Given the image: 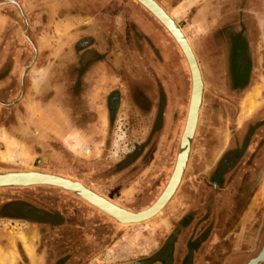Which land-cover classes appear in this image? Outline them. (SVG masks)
<instances>
[{"label":"rangeland","instance_id":"rangeland-1","mask_svg":"<svg viewBox=\"0 0 264 264\" xmlns=\"http://www.w3.org/2000/svg\"><path fill=\"white\" fill-rule=\"evenodd\" d=\"M157 1L163 6L164 0ZM122 5L132 6L125 14L130 25L143 24L145 15L151 20L145 24L163 29L184 67L170 62V73L167 67L163 74L147 71L163 58L142 31L129 29L117 54L104 57L107 84L100 103H94L92 85L101 79L94 80L90 69L98 57L82 52L81 41L74 56L41 55L50 46L49 40L36 45L31 38L39 13L16 0H0L11 18L7 29L19 28L22 36L20 52L17 39L5 41L9 50L0 40V171L60 175L139 212L157 201L174 171L192 80L166 28L136 0H122ZM178 23L197 54L206 90L188 166L169 205L149 223L123 226L60 189H0V264H33L39 258L42 264H248L259 256L264 246V70L257 72L256 95L235 100L226 95V101L213 102L210 50L198 49L194 29ZM37 28L49 39L47 21ZM177 74L185 85L180 99ZM68 98L72 101L66 103ZM225 157L228 163L218 169ZM25 216L44 218L51 226Z\"/></svg>","mask_w":264,"mask_h":264},{"label":"crops","instance_id":"crops-1","mask_svg":"<svg viewBox=\"0 0 264 264\" xmlns=\"http://www.w3.org/2000/svg\"><path fill=\"white\" fill-rule=\"evenodd\" d=\"M16 1L20 5L29 8V10L39 13V19H36L33 24L31 38L36 45H42L41 41L49 40L46 45L50 46L47 49L48 51L46 53L41 52V55L48 53L54 57L61 55L74 56L75 50H77L76 46L81 41L82 52H88L98 57L90 71H93L94 80L98 77L101 80L100 83L92 85L91 94L94 98L91 102L100 103L98 96L106 88L104 85L107 84L105 80L109 72L106 74V69H104L106 66V58L104 57L115 55V51L122 46V34L129 29L132 33L142 31L147 39L156 46V49L159 50V55L163 58L164 63L152 62L150 63L151 69H146L147 71L162 73L165 67L169 68L168 64L170 62L177 63L180 66L184 65L179 53L164 35L163 29L152 24H145L147 21L151 23L148 17L142 15L145 22L141 21L143 24H138L140 26L137 24L133 26V22L130 25L129 20L131 17L129 16L128 20L125 14L130 10L129 7L132 6H123L122 0ZM163 6L176 21H186L188 27L194 29V41L198 49L205 47V43L209 40L206 38L207 33L219 27L225 21L226 24H232V31L236 34L233 38L237 37L244 40L243 36L247 37L251 32L254 37L256 35L254 41L257 42L258 52L260 49L261 54L264 51V0H164ZM59 11H63L62 14H59ZM249 15L254 16V28L246 30L245 25L249 22L247 19ZM13 18L15 17L13 16ZM134 18L137 21L138 16H134ZM10 21L11 18L0 9V40H4V44L2 43L1 46L9 50L8 46H4L5 41L14 38L18 40L17 50L19 51L21 46L18 47V45L22 36L20 31H18L19 28L14 29L12 32L7 29ZM46 21L49 24V39L43 36L40 28H37V25H41ZM137 27H139V30ZM54 32L58 34L53 36ZM253 36L251 37L252 39ZM136 41L137 39L134 42L136 43ZM43 48H39V51H42ZM197 52L199 56L203 55L199 50ZM169 70L170 68H165V72L170 73ZM175 83L178 89L177 99H180L185 85L184 81L178 77V74ZM21 236H19L20 240ZM41 262L42 260L39 258L33 264H42Z\"/></svg>","mask_w":264,"mask_h":264},{"label":"water","instance_id":"water-1","mask_svg":"<svg viewBox=\"0 0 264 264\" xmlns=\"http://www.w3.org/2000/svg\"><path fill=\"white\" fill-rule=\"evenodd\" d=\"M136 1L139 4H141L145 9H147L161 23L166 28V30L171 34V36L173 38H175L177 43L182 47V45L178 39V30L181 32H184V33H185V31L183 30L182 26L176 21V19L171 14H169V12L167 10L157 0H136ZM185 35H186V33H185ZM189 44H190L189 47L191 50L188 51V48H187V50H185L184 47H182V50H183L186 58L189 61L191 69H193V68H192L190 60H192L195 63V66L199 70V74H200L199 79H200L201 86H200L199 94L197 95V101H195L196 103H194L193 102L194 98H191V105H190V110H189L188 117H187V123L185 126L183 136L181 137V140H180V150L178 153L177 161L175 164L174 171L171 175V178H170L166 188L164 189V191L162 192L160 197L157 199V201L152 206H150L149 208H147L145 210H142L139 212H134L137 215H141L142 213L153 209L169 191V194L166 197L165 203L159 208L157 213H155L154 215H152L148 218H145V219H142V218H135L134 219V218H132L130 220H121L112 211H108L105 208H102L99 204L94 202L91 198L87 197L83 192H86V193L88 192V193L96 196L98 199L104 201L105 203L109 204L110 206H112L114 208H117L121 211H125V210H123L122 208H120L118 206H115L114 204H111L110 202H108L104 198H102L99 195L95 194L94 192L90 191L87 186L86 187L83 186L78 181H75L74 185L76 184L79 188H77L75 186L72 187L68 184L58 183L56 180H28V179H25L23 181H10V182H5V183L0 182V189H3V188H26V187H33V186H49V187H53L56 189H60V190L66 191L68 193H71L73 195H76L81 200H83L84 202H86L87 204L92 206L93 208L97 209L98 211H100L103 214L107 215L108 217L112 218L119 225H123V226L146 224V223L151 222L154 218L158 217L160 214H162L163 211L166 209V207L171 202V200L173 199V197L175 196V194L177 193V190L183 181L185 171L187 169L189 158H190L192 141L195 137L196 130L198 129L196 127L197 121H198L199 116H201L203 100H204L203 94L205 93V90H206V85L204 82V76H203V78L201 77V74L203 75V71H202L201 65L199 63V60L197 58V54H196L194 47H193L192 43L190 42V40H189ZM192 72H193V70H192ZM194 82H196L195 76H194ZM192 97H193V95H192ZM193 105H194V109H195L194 110L195 124L192 125V128H191L189 125V120H190V115H191L192 110H193ZM199 113H200V115H199ZM181 160L183 162H181ZM179 164H180L179 175L177 176V178H175ZM33 172L49 174L47 172H40V171H33V170H18V171L1 170L0 176H7V175H11V174H21V173H25L26 175H30ZM68 179H70V178H68ZM174 180H175V183H174L173 187L171 188ZM263 261H264V246H263V249H262L261 253L259 254V256L256 259L252 260L248 264H259Z\"/></svg>","mask_w":264,"mask_h":264},{"label":"flooded vegetation","instance_id":"flooded-vegetation-1","mask_svg":"<svg viewBox=\"0 0 264 264\" xmlns=\"http://www.w3.org/2000/svg\"><path fill=\"white\" fill-rule=\"evenodd\" d=\"M247 19L249 22H247L245 28L246 30H250L254 28V16L249 15ZM231 25L226 24L224 21L223 24L214 28L211 32L209 31L206 35V38L209 40L205 43V48L210 50L209 54H207L210 58L208 61L209 65L207 66L215 73L214 76L216 78L213 81V85L208 87V91L212 94L214 99L213 102L215 100L217 102L218 100L226 101V95H232L233 100L240 96L243 97V95H249L250 93L256 95L257 89L254 90L253 87H257V84H255L257 83L255 80L257 72L264 70V63L261 64L260 62V56L262 54L261 52H258L256 46L257 42L254 41L256 39V35L254 37V34L251 35L250 32V36H248L249 34L247 37L243 36L244 40L238 39L237 37L233 38L236 34L232 31L233 28ZM252 36L253 39L251 38ZM221 76H224V79L220 81L218 78ZM66 101V103H69L72 99L68 98ZM13 129V127L10 129L11 133L17 138L22 139ZM237 140H239V137ZM237 140H235L236 144L239 142ZM233 151L234 153L232 154L239 152L237 149H232L231 152ZM228 161L227 157H225L221 161L220 165H217L218 169L223 167L226 163H228ZM24 219L42 226H51V222L44 218H31L29 216H25ZM185 262L186 263L184 264L189 263L188 261ZM228 264H237V261L230 260Z\"/></svg>","mask_w":264,"mask_h":264},{"label":"bare ground","instance_id":"bare-ground-1","mask_svg":"<svg viewBox=\"0 0 264 264\" xmlns=\"http://www.w3.org/2000/svg\"><path fill=\"white\" fill-rule=\"evenodd\" d=\"M178 30V29H177ZM171 35V34H170ZM173 38V37H172ZM175 40V38H173ZM178 39L182 45V47H184L185 50H187L188 48V51L191 50L190 47H189V40L187 38V36L185 35L184 32H181L178 30ZM176 44L178 45V47L180 48L181 52L184 54L183 50H182V47L177 43V41L175 40ZM192 52V51H191ZM185 56V54H184ZM185 59H186V62L188 64V67H189V70H190V75H191V80H192V84H191V94H190V100H189V108H188V113H189V110H190V105H191V98H194L193 99V102L196 103L195 101H197V95L199 94V91H200V74H199V70L198 68L195 66V63L190 60L191 62V65H192V68L190 67V64H189V61L188 59L186 58L185 56ZM193 70V72H192ZM202 72V71H201ZM194 76H195V79H196V82H194ZM201 77L203 78V75L201 74ZM204 83V82H203ZM194 87V88H193ZM255 94V93H254ZM193 95V97H192ZM203 97H204V94H203ZM203 99V98H202ZM249 99V98H248ZM248 103V102H247ZM247 105V104H246ZM246 107V106H245ZM252 107V106H251ZM194 105H193V110H192V113L190 115V120H189V125L190 127L192 128V125L195 124V114H194ZM249 110V109H248ZM251 111V110H250ZM200 115V113H199ZM187 117H188V114H187ZM200 119V116L198 118V121H197V125L196 127L198 128V125H199V120ZM186 123H187V119H186ZM186 123H185V126H186ZM185 126H184V130H185ZM196 128V129H197ZM197 131V130H196ZM184 133V131H183ZM6 134V133H5ZM183 136V134H182ZM8 138V137H7ZM9 140V139H8ZM11 140V139H10ZM9 140V141H10ZM15 140V139H14ZM3 141V140H2ZM13 141V140H12ZM16 141V140H15ZM181 162H183L181 160ZM179 170H180V164L178 166V169H177V174H176V177L179 175ZM25 179H28V180H56L58 183H62V184H68L72 187H77L79 188L76 184L74 185V182L73 180L71 179H68L66 177H63V176H60V175H55V174H45V173H35L33 172L32 174L30 175H26L25 173H21V174H11V175H7V176H0V182L1 183H5V182H10V181H23ZM175 183V180L173 181V184L171 186V188L173 187ZM81 184V183H80ZM84 186V185H83ZM90 190V189H89ZM91 191V190H90ZM93 192V191H92ZM87 197L91 198L94 202H96L97 204H99L102 208H105L106 210L108 211H112L119 219L121 220H130L132 218H142V219H145V218H148L152 215H154L155 213H157V211L159 210V208L165 203L166 201V197L168 196L169 194V191L167 192V194L161 199V201L151 210L149 211H146L144 213H142L141 215H137L135 214L134 212H131V211H128V210H125V211H121L117 208H114L112 206H110L109 204L105 203L104 201L98 199L96 196L90 194V193H86V192H83ZM95 193V192H94ZM96 194V193H95ZM98 195V194H97ZM100 196V195H99ZM101 197V196H100ZM103 198V197H102ZM105 199V198H104ZM107 200V199H105ZM108 202H110L109 200H107ZM111 204H114L112 202H110ZM115 206H118L116 204H114ZM119 207V206H118Z\"/></svg>","mask_w":264,"mask_h":264}]
</instances>
